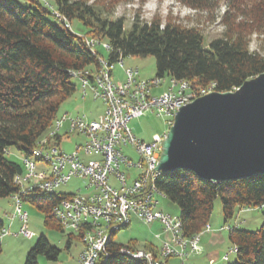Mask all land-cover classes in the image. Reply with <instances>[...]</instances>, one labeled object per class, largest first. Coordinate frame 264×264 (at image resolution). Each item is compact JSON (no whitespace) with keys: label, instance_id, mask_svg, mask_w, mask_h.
<instances>
[{"label":"trees","instance_id":"1","mask_svg":"<svg viewBox=\"0 0 264 264\" xmlns=\"http://www.w3.org/2000/svg\"><path fill=\"white\" fill-rule=\"evenodd\" d=\"M0 0V200L20 195L44 216L48 229L64 233L53 216V209L71 194L21 193L15 177L24 172L22 162L10 157L15 153L31 156L55 122L62 106L77 92L74 73L97 74L100 50L93 53L84 37L108 43L110 62L120 57L148 58L156 62V78L186 80L199 91L215 84V92H231L264 73V55L251 50V37H264V0H224L227 11L221 19L225 32L204 48L205 36L198 27L185 26L172 19L143 21L135 18L126 28L123 18L112 19L113 8L122 0ZM187 7L211 11L212 0H180ZM46 3V4H45ZM111 9V11L109 10ZM56 13L60 15L58 18ZM112 14V15H111ZM78 21L86 33L78 35L67 28ZM84 36V37H83ZM69 137V135H65ZM64 137L55 139L60 146ZM157 187L166 200L179 210L185 237L193 238L210 226L217 199L222 203L225 223L235 211L264 206V175L226 183L206 182L191 171L165 172ZM264 215V209H260ZM227 226V225H226ZM5 223L0 218L1 236ZM81 235H68L67 248ZM237 248L233 264H264V225L251 232L234 226L228 234ZM121 245L110 240V257L105 264H146L120 252ZM136 249V248H135ZM145 251H159L146 245ZM61 251L41 236L30 249L25 264H39V257L50 262Z\"/></svg>","mask_w":264,"mask_h":264},{"label":"built area","instance_id":"2","mask_svg":"<svg viewBox=\"0 0 264 264\" xmlns=\"http://www.w3.org/2000/svg\"><path fill=\"white\" fill-rule=\"evenodd\" d=\"M56 16L59 18L57 13ZM63 22L66 24L65 20ZM84 39L88 46L92 47L85 37ZM102 45L109 48V53L112 51L109 44ZM99 59L102 61L103 77H96L94 70V74L81 76V79L84 84L83 99L91 97L94 101L102 102L105 106L104 114L94 120L86 116H74L73 126L67 132H75L84 140L82 144L76 145L72 153L54 151L51 154H42L50 156L51 162L54 163L53 180L42 181V175H39L35 178V186L25 187V179L29 178L28 170L35 167L30 165L28 156L21 159L24 172L16 184L21 188V193L27 190L46 189L59 191L74 179L86 184L84 190L89 194H82L79 190L78 193L71 194L70 199L63 200L64 222L58 223L64 231H70L72 235L77 236L78 212L86 211L87 217L91 218L90 248L83 249L80 264H97L102 258L110 257L108 247L111 238L115 236L110 235V228L121 223H129L130 226L133 216L146 225L155 222L162 225L165 237L159 255L163 257V264H167L166 260L171 258L180 259L181 264H186V259L190 255L200 253V241L179 243L178 232L175 231V216L156 209L159 203L157 195L151 189L152 179L158 176L159 162H154V154L162 153L167 133L156 134L147 142L134 135L129 123L131 120L144 117L147 113L173 118L176 107H184L203 96H195L194 90H185V85L176 83L175 79L168 85L163 84V78L142 79L137 70L125 68L122 57L113 63L107 57ZM116 65L123 70L122 80L113 76ZM165 86L164 95H156V88ZM210 93L211 90H208L204 96ZM172 124L173 120L169 121V125ZM53 135L61 137L56 136V132ZM126 148L133 149L139 155L138 163L124 152ZM133 172H136V175L131 177ZM112 179L116 184L112 183ZM12 198L14 201L12 219L21 222L19 232L15 236L32 240L35 234L28 226L29 212L20 195ZM103 209H112L113 217H102ZM256 209H264V206ZM247 210L253 209H242ZM52 214L54 216V209ZM231 228L227 225L221 230L230 231ZM9 234L10 231L7 229L5 236ZM161 237L157 236L158 239ZM120 252L136 256L150 264L149 257H144L141 250L122 247ZM230 256L229 249L223 261H227ZM210 263L214 264L213 261Z\"/></svg>","mask_w":264,"mask_h":264},{"label":"rangeland","instance_id":"3","mask_svg":"<svg viewBox=\"0 0 264 264\" xmlns=\"http://www.w3.org/2000/svg\"><path fill=\"white\" fill-rule=\"evenodd\" d=\"M20 1L24 5L23 0ZM212 2L214 6H212L211 11L203 12L195 11L187 7L186 5L182 4L180 0H122L115 5L113 12L111 9L109 10L111 11L110 13L113 14H111V18L113 20L118 18H123L125 20L126 28H130L135 18L138 16L140 19L147 22L152 21L154 18H159L162 23L165 24L167 21H169V19H172L174 22H179L185 26L198 27L203 30L205 36L204 48L208 50L210 42L221 37L225 32V27L221 24V19L227 11V6L224 0H212ZM90 3H92V0ZM70 26L74 33L78 35H83L86 33L85 27L78 21H72ZM96 50H100L101 52L104 51L103 56L108 57L107 53L109 52L104 50L102 47L99 46L96 48ZM251 50L258 51L260 54L264 55L263 36L256 34L251 37ZM124 64L125 67L137 70L140 74V78L142 79L151 80L155 78L156 62L153 57H127L124 59ZM113 76L115 79L122 80L123 70L119 65H116V68L113 71ZM165 80L168 82V84L171 81V79L168 78H165ZM73 81L77 85L78 92L62 106L60 110V118L65 115L68 117L86 116L88 118H97L98 115L104 114V105L101 102L94 101L91 97L82 99L84 98L82 84L78 78H75ZM159 89L161 88L156 89V95H160L164 92V90L159 91ZM171 120H173V118L159 117L156 113H147L142 118L131 120L129 127L132 129L135 136L150 142L154 135L168 132L171 127L169 125V121ZM67 131L68 124H66L60 132V135L64 137V140L61 144V149L58 146L57 148L64 153H72L76 147L74 144V138L78 137L79 135L73 133L69 134L70 137L65 138V133H67ZM80 138L81 140H84V138ZM55 142V139L52 140V147L56 146ZM124 151L127 155L132 157L135 163L139 162L140 157L133 149L126 148ZM10 157L17 162H21L20 156L16 155L15 153L10 154ZM37 166L38 172H41L42 170H51V166L47 165L46 163L39 162ZM84 187H86L85 183H83L81 180L74 179L68 186L61 187L58 192L65 194H76L78 193V189L81 188L82 193L84 194L86 193V191L83 190ZM157 199L159 203L156 207L157 210L172 216L179 217V210L175 204L169 202L168 200H164L162 196H158ZM11 206H13V209L9 210L8 208ZM25 208L29 212V229L34 232L35 237L32 240H28L23 236L16 237L14 233L17 234L19 228H13L12 236L5 238L3 241L4 244L1 241L2 249L0 251V264H25L30 249L41 236H45L52 246L58 248L61 251L59 259L56 262H50L44 257H40V260L44 259L45 264H80V257L83 249L85 248L83 247V242L81 243L82 240L80 241L78 238L73 239V243L69 248H67L68 235H71L70 231H65L62 233L46 228L44 225V216L39 210L30 205H25ZM4 210H8L12 215L14 212V202H6L5 199L0 200V218L6 224L5 228L7 230V222L9 217L6 215ZM237 224L241 229L255 232L264 225L263 212L259 209L247 211L237 209L233 218H231L228 223H225L222 212V203L220 199H217L214 204V212L209 230L206 227V229H204L202 232L204 234L211 231V229L220 231V229L226 225L234 228V226ZM222 231L225 245L220 244L218 246L216 251L218 254L215 255L217 260L216 264H233L236 261V253L231 254L229 262H221V259L223 260V257L228 254L229 248H234L232 245H229L230 247L228 246V243H230L227 239L229 231ZM159 235H161L162 238L165 237L163 227L159 222L146 225L133 216L130 226L119 230L115 234L113 240L116 243L124 246H136L138 250H145L146 245H153L155 248L160 249L162 246V240L157 239V236ZM209 238L210 234H205L201 237V241L203 242L200 241V248H202L201 246H205V244L208 243ZM25 247L28 248V250L24 249ZM212 250L213 249H210L208 251L207 247L205 246V254H209ZM207 257L208 255L200 258L199 260L203 264H208ZM170 264H179V261L177 259L171 261ZM186 264H191L190 258L186 259Z\"/></svg>","mask_w":264,"mask_h":264},{"label":"water","instance_id":"4","mask_svg":"<svg viewBox=\"0 0 264 264\" xmlns=\"http://www.w3.org/2000/svg\"><path fill=\"white\" fill-rule=\"evenodd\" d=\"M162 148L158 171H191L211 183L264 175V73L182 107Z\"/></svg>","mask_w":264,"mask_h":264},{"label":"bare ground","instance_id":"5","mask_svg":"<svg viewBox=\"0 0 264 264\" xmlns=\"http://www.w3.org/2000/svg\"><path fill=\"white\" fill-rule=\"evenodd\" d=\"M57 15L60 17V15L58 13H57ZM61 19H62V17H61ZM62 20H65V19L63 18ZM65 22L69 26V28H71L70 23L67 20H65ZM67 25H66V27H67ZM85 38L87 39V41H89L90 44H92V47L88 46V44H87V46L92 50L93 53L97 52L96 48L99 46L102 47L104 50L109 52V48H105L102 45V44H108V43L101 42L98 39H93L91 37H85ZM125 68L127 70H134L133 68H129V67H125ZM90 75H92V74L89 72L74 73V77L78 78L82 84L83 95H84V84L82 82L81 76H90ZM95 76L96 77H103V68H102V61L101 60H100V70L97 74H95ZM167 83L168 82L165 79H163V84H167ZM170 83H171V81L169 82V84ZM176 83H182V85H185V90H192L190 83L186 80L176 81ZM214 88H215V85H211L208 88L206 87L202 90L194 91L195 96H204V94H206V92H208V90H211V92H215ZM160 95H164V92L161 93ZM181 108L182 107H176L175 108V114ZM62 120H63V122L61 123ZM73 121H74V117H68L67 115L58 119L55 122L51 131L49 132L48 136L46 138H43L41 140L42 143L40 142V145L34 149L32 155L30 156V165H35V167H33L31 170H28V177L29 178L25 179V187L35 186V178H38L39 175H42V181L53 180V178H54V163L51 162L50 156H44L42 154H51L54 151H57V153H64V152L60 151L57 148V146L52 147V140L58 138V137H54L53 134L56 132V136H61L60 132L66 124H68V131H69L73 126ZM73 133H75V132H67L65 134L69 135V134H73ZM160 156H161V154H154V162H159ZM39 162L46 163L47 165L51 166V170H42L41 172H38L37 171L38 170L37 164ZM162 173H165V172L158 171V176H156L152 179L151 189H153V191L157 195V197L162 196L163 198H165L164 195L161 194V192L159 191V189L157 187V180L161 176ZM20 178H21V175H17L15 177V183H18ZM32 191H34V190H27V191H25V193L26 192H32ZM41 192L52 194V193L58 192V189H46L45 191H41ZM67 199H70V198H67ZM62 212H63V200L59 204H57V206L54 207V217L58 221V223L64 222V215ZM102 217H113V210L112 209H103L102 210ZM78 220L79 221L77 224V235L78 236L81 235V240H82L84 247H85L84 249H89L90 248V240L92 238L91 218L87 217L86 211H79L78 212ZM127 227H129V223H121L119 225L113 226L110 228V235H115L119 230L127 228ZM207 229L209 230V226H207ZM175 231L178 232L179 243H188V242L200 241L201 236L203 234V232H202V233L194 236L193 238L185 237L184 232H183L181 219L177 216H175ZM5 233H6V229L3 231L1 239L5 236ZM230 250H231V254L237 252L236 247H234ZM141 252H144V257H149L150 264H163V257H160L159 254H158L159 255L158 258H156L154 256V254L151 252H147L145 250H141ZM126 256H129L135 260H139V258L136 256H132V255H126ZM108 258L109 257L102 258L101 260H99L97 262V264L107 263L106 261Z\"/></svg>","mask_w":264,"mask_h":264},{"label":"crops","instance_id":"6","mask_svg":"<svg viewBox=\"0 0 264 264\" xmlns=\"http://www.w3.org/2000/svg\"><path fill=\"white\" fill-rule=\"evenodd\" d=\"M130 67H132V66H130ZM139 77H140V74H139ZM155 78H156V75H155ZM167 85H168V83H167ZM164 89H166V86L165 87H163V88H161V89H159V91H162V90H164ZM83 99V98H82ZM98 102H100V101H98ZM102 103V102H101ZM103 104V103H102ZM104 105V104H103ZM105 107V106H104ZM67 114V113H66ZM65 115V114H64ZM99 116H101V115H98L97 116V118L99 117ZM88 118V117H87ZM97 118H88V119H92V120H94V119H97ZM70 137V136H69ZM81 136H78V137H75L74 138V144L75 145H80V144H82L83 143V140H81V138H80ZM68 138V137H67ZM143 140V139H142ZM145 141V140H144ZM62 144V143H61ZM61 144H60V146H59V148L61 149ZM125 152V151H124ZM129 156V155H128ZM130 158H132L131 156H129ZM22 159V158H21ZM136 175V172H133V173H131V177H134ZM112 181V183L113 184H116L115 183V181L112 179L111 180ZM79 190H80V192L82 193V189L81 188H79L78 189V192H79ZM84 190V189H83ZM83 194V193H82ZM85 195H87V194H89L88 193V191H86V193H84ZM164 200H166V198H164ZM5 201L7 202V201H10V202H14L13 201V198L11 197V198H7V199H5ZM4 209V208H3ZM9 210L10 209H13V206H11L10 208H8ZM5 211V213H6V215H8V217H9V220H8V222H7V226H8V230L10 231V234L9 235H7V236H4L2 239L3 240H1L2 241V243H3V241H4V239L5 238H7L8 236H12V229L13 228H15V229H20V227H21V222L18 220V219H12V215L9 213V211L8 210H4ZM138 219V218H137ZM139 220V219H138ZM153 224V223H152ZM6 225V224H5ZM238 225V224H237ZM239 226V225H238ZM222 229V228H221ZM220 229V231H216V230H213V229H211V231H209V232H206V233H204L202 236H204L205 234H210V238L208 239V243H206L205 244V246L207 247V250L209 251L210 249H213L209 254H205V246L203 245V246H201L202 248H201V253L200 254H194V255H190L187 259H191V264H203L199 259L200 258H203L204 256H206V255H208V257H207V260H208V264H211L210 262L211 261H213L214 262V264H216V258H215V255H217L218 254V252H216L217 251V249H218V246L221 244V245H225V243H224V237H223V235H222V230ZM19 232V231H18ZM14 234H16V233H14ZM201 236V237H202ZM17 237V236H16ZM114 239V238H113ZM158 239V238H157ZM227 239L229 240V238L227 237ZM160 240V239H159ZM161 240H163V238L161 237ZM202 240V239H201ZM200 240V241H201ZM81 241V240H80ZM201 242H203V241H201ZM200 242V243H201ZM230 242V241H229ZM1 243V244H2ZM73 243V241L70 243V246H71V244ZM81 243H82V241H81ZM4 244V243H3ZM83 245V244H82ZM201 245V244H200ZM229 245H231V243H228V246ZM131 246V245H130ZM153 246V245H152ZM84 247V246H83ZM83 247H82V249H83ZM132 247H134V246H132ZM146 247V246H145ZM230 247V246H229ZM136 248V246L134 247V249ZM1 249H2V247H1ZM24 249H27L28 250V248H24ZM23 249V250H24ZM137 249V248H136ZM230 249V248H229ZM160 249H158V251H159ZM202 250H203V253H202ZM26 251V250H25ZM82 251V250H81ZM81 251H80V253H81ZM203 254V255H202ZM42 257V256H41ZM192 257V258H191ZM40 258V257H39ZM46 259V258H45ZM174 260H177V259H173V258H171V259H167L166 260V262H167V264H170L171 263V261H174ZM230 260V259H229ZM229 260L228 261H226V262H229ZM38 261H39V264H45V261H44V259H38ZM178 261H179V264H181V260L180 259H178ZM220 261V260H219ZM221 262H225V261H223L222 259H221Z\"/></svg>","mask_w":264,"mask_h":264}]
</instances>
